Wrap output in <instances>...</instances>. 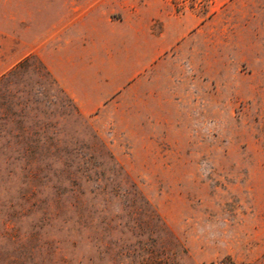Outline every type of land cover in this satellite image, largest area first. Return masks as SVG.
Masks as SVG:
<instances>
[{
	"label": "rangeland",
	"instance_id": "374dc122",
	"mask_svg": "<svg viewBox=\"0 0 264 264\" xmlns=\"http://www.w3.org/2000/svg\"><path fill=\"white\" fill-rule=\"evenodd\" d=\"M263 56L264 0H0V264H264Z\"/></svg>",
	"mask_w": 264,
	"mask_h": 264
},
{
	"label": "crops",
	"instance_id": "0c3cea01",
	"mask_svg": "<svg viewBox=\"0 0 264 264\" xmlns=\"http://www.w3.org/2000/svg\"><path fill=\"white\" fill-rule=\"evenodd\" d=\"M121 16L114 20H110L108 23L117 25L121 28V34L123 37H134L137 42H147L151 45V57L156 52L157 35L161 34H180L186 31L187 27L182 21V18H175L173 25L168 26L169 18L165 13L161 12L156 7L150 8L144 4L136 3L134 1L122 3L120 5ZM157 20L160 22L156 24ZM196 31H199V24H196ZM26 55L29 54L25 53ZM145 53L141 56V59H149ZM264 57V56H263Z\"/></svg>",
	"mask_w": 264,
	"mask_h": 264
}]
</instances>
